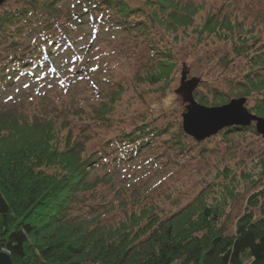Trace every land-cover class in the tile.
<instances>
[{"label":"rangeland","instance_id":"obj_1","mask_svg":"<svg viewBox=\"0 0 264 264\" xmlns=\"http://www.w3.org/2000/svg\"><path fill=\"white\" fill-rule=\"evenodd\" d=\"M74 1L69 0L71 5ZM126 1L133 9L142 10L133 20L147 25L148 33H114L98 27L101 34H97L91 27H83L87 38L78 46L79 55L69 54V66H62L65 61L55 62L61 68L57 69V76L50 75L42 83L17 79L10 87L0 85V109L10 117L42 125L47 119L52 120L63 135L70 133L73 142L82 143L86 157L100 163L88 169L87 184L93 189L80 194L72 219L87 220L93 227L115 226L132 214L149 210L148 215L167 220L211 187L219 190L208 196L212 202L224 185L237 178L240 194L229 209L231 230L253 194L245 176L257 178L264 139L253 125L254 132L225 135L224 130L197 143L183 130L188 104L177 92L182 87L184 69L190 72L187 81H200L194 98L198 104L195 94L205 98L209 105H200L208 108L245 98L239 96L241 88L237 84L250 73H258L264 80V67L253 68L249 62L251 55L264 59V0H177L179 6L187 7L194 15L193 25L185 28L163 25L162 14L161 21H155L151 17L154 8L148 6L146 10L148 0ZM23 5L24 0L7 1L0 7V17L21 10ZM58 7L66 9L65 3ZM71 9L74 11V7ZM97 15L103 18L102 14ZM210 16L239 25L241 35L251 39L244 55L234 53L236 44L231 39L199 33ZM31 23L20 25V35L15 33L17 46L0 39V64L3 59L15 58L17 50L21 53L28 46L30 50L34 47L27 37L31 38L35 27H40L36 37L46 33L37 17L32 16ZM67 27L75 38L73 29L68 24ZM151 45L169 50L170 61L175 64L168 78L153 85L146 80L149 74L158 72ZM74 58H79L76 64ZM69 69L79 74L70 73ZM25 84L29 86L24 87ZM114 92L118 93V100L107 120L97 118ZM220 95H225L228 103L222 105L221 98L215 100ZM257 98H247L249 112ZM145 126L152 132L135 144L124 139L130 134L137 138L142 132L137 130Z\"/></svg>","mask_w":264,"mask_h":264},{"label":"trees","instance_id":"obj_2","mask_svg":"<svg viewBox=\"0 0 264 264\" xmlns=\"http://www.w3.org/2000/svg\"><path fill=\"white\" fill-rule=\"evenodd\" d=\"M74 2L71 5L69 0H24L21 10L0 17V39L11 41L13 46L18 45L15 35L21 34L20 25L32 24V16L46 31L36 37L40 27H35L31 38L27 37L34 47L30 50L28 46L21 53L17 50L15 58L3 59L0 85H14L22 69H61L57 61L69 66V54L79 55L78 46L87 38L83 27H100L114 33L149 32L147 25L133 20L142 10L133 9L126 0ZM59 3H65L66 9H60ZM179 5L177 0H148L146 10L148 6L154 8L151 17L155 21H161L160 14L164 15L163 25L169 27L193 25L194 15ZM97 13L103 18H98ZM67 24L77 37L67 32ZM55 25L60 27L52 29ZM238 27L230 20L210 16L199 33L231 39L236 44L234 53L242 56L251 39L244 38ZM151 47L158 72L149 74L146 80L153 85L168 78L175 64L170 61L169 50ZM251 56L253 68L264 67V59L257 54ZM79 58H74L73 64ZM73 71L76 70L69 69L70 73ZM237 85L241 88L240 97L258 96L251 113L264 118V80L255 72ZM112 95L97 118L107 120L118 100L117 92ZM195 96L200 104L209 105L199 94ZM224 97L216 96L215 100L221 98L223 105L228 103ZM0 111V253L9 255L14 264H264V155L257 178L245 176L254 191L246 211L231 230L229 209L240 194L237 178L224 185L212 202L208 196L219 190L211 187L167 220L148 215L150 211L146 210L115 226L93 227L91 222L74 220L71 215L80 194L93 189L87 184L88 169L92 170L95 162L100 163L86 157L82 143L73 142L70 133L63 135L52 120L47 119L42 125L10 117L2 108ZM149 128H139L137 131L142 132L137 138L130 134L124 139L135 144L152 132ZM252 128H233L226 130L225 135L254 132Z\"/></svg>","mask_w":264,"mask_h":264},{"label":"water","instance_id":"obj_3","mask_svg":"<svg viewBox=\"0 0 264 264\" xmlns=\"http://www.w3.org/2000/svg\"><path fill=\"white\" fill-rule=\"evenodd\" d=\"M8 0H0V7ZM189 70L184 69L181 89L177 92L187 103V113L183 115V130L186 135L203 142L224 129L249 128L255 124L257 133L264 139V118L249 112L247 98L233 99L227 105L208 108L198 104L194 92L200 84L198 79L187 81ZM0 264H14L11 257L0 253Z\"/></svg>","mask_w":264,"mask_h":264},{"label":"snow or ice","instance_id":"obj_4","mask_svg":"<svg viewBox=\"0 0 264 264\" xmlns=\"http://www.w3.org/2000/svg\"><path fill=\"white\" fill-rule=\"evenodd\" d=\"M28 86H29V85H27V84L24 85V87H28ZM17 91H19V89H17ZM10 99H11V97H10Z\"/></svg>","mask_w":264,"mask_h":264}]
</instances>
